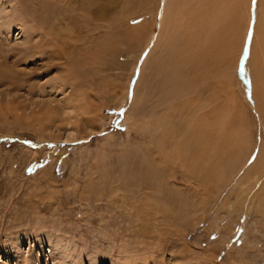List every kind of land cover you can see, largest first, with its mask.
Here are the masks:
<instances>
[{"label":"rangeland","instance_id":"rangeland-1","mask_svg":"<svg viewBox=\"0 0 264 264\" xmlns=\"http://www.w3.org/2000/svg\"><path fill=\"white\" fill-rule=\"evenodd\" d=\"M246 1L216 35L227 51L185 64L176 91L151 39L164 0H0V264H264L261 0L247 34Z\"/></svg>","mask_w":264,"mask_h":264},{"label":"bare ground","instance_id":"bare-ground-1","mask_svg":"<svg viewBox=\"0 0 264 264\" xmlns=\"http://www.w3.org/2000/svg\"><path fill=\"white\" fill-rule=\"evenodd\" d=\"M71 1H78L79 2V0H71ZM241 1L242 0H164L162 7H161V4H158L157 8L152 6L153 8H156V12H154V19L157 20V22H155V23H158L160 32H159V34H157L155 36H154V34H152L151 39H156L158 43L160 42L161 44H163L167 47L166 49L168 50V53L165 56H163L161 58V60H159V62H160L159 65L163 70H165V72H167L170 84L173 85L172 86L173 88H175L174 90L178 91V90H180V88L182 89L185 85V83L183 82L184 77L181 78L182 67H184L185 64L192 62L193 64H196L195 66L198 67L197 69H199L200 68L199 65H201L203 62L204 55L208 56L209 54H211L212 51L213 52L217 51L218 53H220L226 49L227 40H228V36H229L228 33H227V35H225L226 39L222 38L219 40V38L216 37V35L219 36V34H221V32L223 31L222 30L223 27L228 26V25L233 23V19L236 17V15H238V12H239L238 10L241 7V5H239ZM246 2H248V3H247V5H245L246 8L244 9L243 14H244V19L246 21L245 24H246V28H247L246 29L247 30L246 34H247L249 27H250V22H251L250 13H251V9H252V0H248ZM88 3H89V5L92 4L91 1ZM38 5L35 6V8H34L35 10H38V9L43 10L46 8V7L45 8L43 7L44 4L39 5V6ZM45 6H47V5H45ZM86 6H88L87 3H86ZM105 6H106V4H105ZM105 6L103 5L101 7L96 8L95 14L97 15V17H99V14H101L100 16L105 15V13H106L104 11ZM47 8H48V6H47ZM56 10H58V9H56ZM55 11H54V13H55ZM87 12H89V11H87ZM37 13H38V11H37ZM59 13L61 14V12H59ZM62 15H64V14L62 13ZM65 15H66V13H65ZM70 15L71 14H69V16ZM23 16L26 17V15H23ZM64 16L60 17L59 19L60 20H63V18L66 19V17H64ZM257 16H259V18H258V24L256 25L257 28L255 27L256 29L254 32V34L256 35V37H255L256 42L254 44V47L256 50H260V49H258V47H260L264 51V0H261V11H260L259 15H257ZM24 17H22V18H24ZM22 18H21V16L16 17L15 21H21ZM50 18H53V17L51 16ZM32 19H34V18H32ZM158 19H159V21H158ZM8 20H10V18H8ZM64 21L69 22L68 20H64ZM8 22L9 21H7L6 23H8ZM234 22H236V21L234 20ZM43 25H45V24H43ZM32 30L34 33L35 32L39 33L41 31L37 26H34V25L32 26ZM138 30H139V28L136 29V32ZM231 30H232V28H231ZM140 31H142V30H140ZM215 31L216 32L218 31V34L215 33ZM226 32H227V30H226ZM246 34H245V36H246ZM132 36H133V34H132ZM70 37H69V35H65V38H68V39H66V42L63 41L62 44L64 45V43L66 44L67 42L68 43L70 42L69 45L72 46L73 43L71 44ZM134 37H136V36H134ZM137 37H139V36H137ZM144 37H146V36H144ZM53 38H54V36H53ZM56 40L58 42L59 39L57 38ZM153 42H152V44H153ZM240 45H242V44H240ZM48 47L49 46H47V48ZM110 48H111V43L109 44L108 42H105L102 45V50H99V51H100V53L102 51L107 52ZM211 48H214V50H210ZM66 51H67V48H65V47L63 48V46L55 44V43L53 44V47L50 46V49L46 50V52L50 53V56L53 55L54 57H57V58H59V57L62 58V55L64 56V54H67ZM226 51H227V49H226ZM87 53L88 52L84 53L80 57H75V56L72 57L70 55L71 56L70 72L72 75H77V76L81 75L82 76L83 73H82V70H80L81 69L80 67H83L84 65H88L91 62L95 61L96 56L93 55L94 53L93 54L92 53L87 54ZM258 58H259V56H258ZM253 65H254V63H253ZM255 65H256L255 71L257 73L256 74V80H255V84L257 85V94L256 95H258L261 107L263 108L264 107V71H263L264 69H262L263 73H260L259 67H264V60H260L259 62L255 63ZM258 90H259V92H258ZM81 92L77 96L78 99L75 102L76 107H78V106L84 107V103H85L84 96H85V94L83 95V93H81ZM262 108H260V109H262ZM262 111H264V109ZM199 123H200V121H199ZM201 123H203L202 120H201Z\"/></svg>","mask_w":264,"mask_h":264}]
</instances>
